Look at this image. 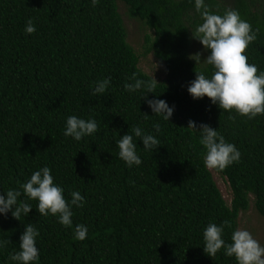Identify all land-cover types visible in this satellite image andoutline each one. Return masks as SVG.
I'll return each instance as SVG.
<instances>
[{
	"label": "trees",
	"instance_id": "1",
	"mask_svg": "<svg viewBox=\"0 0 264 264\" xmlns=\"http://www.w3.org/2000/svg\"><path fill=\"white\" fill-rule=\"evenodd\" d=\"M218 2L206 0L214 13L238 10L258 30L245 54L264 71V0H233L229 7ZM121 3L153 30L147 52L164 64L165 80L140 67ZM29 19L33 35L24 31ZM200 23L194 0H100L95 8L91 0H0V194L22 191L33 172L49 167L67 200L78 191L87 201L73 208V228H66L22 195L33 209L21 221L11 213L0 216V239L8 241L0 264H10L9 253L20 250L29 223L40 231L39 264H236L223 251L209 257L203 231L210 222L227 221L223 238L231 243L252 199L264 218V115L249 120L189 95L196 72L210 78L214 71L190 59ZM108 77L111 87L93 96L94 82ZM134 78L146 84L154 78L159 86L129 94L124 85ZM149 99L175 106L170 122L154 116ZM73 115L96 119L99 131L80 142L66 137V119ZM190 120L218 130L241 152L238 164L214 170L230 184L231 205L204 165L205 150L187 129ZM157 123L161 147L145 151L137 138L143 163L128 168L117 141L133 126L156 135ZM79 224L89 230L83 242L73 236Z\"/></svg>",
	"mask_w": 264,
	"mask_h": 264
},
{
	"label": "clouds",
	"instance_id": "2",
	"mask_svg": "<svg viewBox=\"0 0 264 264\" xmlns=\"http://www.w3.org/2000/svg\"><path fill=\"white\" fill-rule=\"evenodd\" d=\"M93 8L100 4V0H91ZM195 10L200 15L202 23L198 24L193 38L197 40L209 55L203 61L201 53L190 57L197 64H206L214 69L209 78L204 71L196 72L195 80L191 81L187 91L193 100L207 97L213 105H217L224 112H235L249 120L264 115V71H259L255 64L248 62L246 50L257 40L258 30L244 20L238 10L229 9L222 15L211 11L206 0H194ZM28 35L36 33L37 29L32 19L27 21L24 29ZM259 73V74H258ZM111 78H104L94 82L93 96H103L111 87ZM159 86L153 78L150 83L134 78V83H126L124 90L129 94L147 87L149 93ZM147 99V96L144 97ZM148 107L154 116L170 122L175 112V106H170L162 99L147 100ZM147 118V114H144ZM156 135L146 133L140 126H133L131 130L117 141L119 158L128 168L139 167L142 159L137 152V138L143 143V149L154 152L161 147L158 135L160 124L154 125ZM197 136L199 144L205 150L204 165L209 170L224 172L228 167L238 164L241 152L235 144L228 142L218 130L208 124L189 121L188 127ZM99 131L94 118L83 119L75 115L66 119L64 135L80 142L84 138L92 137ZM22 191L8 190L0 194V216L12 217L21 221L32 211V205L27 200L38 202V212L42 216H55L58 222L73 228V208L82 209L87 201L78 191L71 193V200L64 195V188L54 182L52 170L43 167L32 173L26 183L21 185ZM27 200H20L21 196ZM225 221L221 224L210 222L203 231V250L211 258L223 251L227 257L234 258L236 264H264V246L256 240L248 230L236 229L231 236V243H227L224 236ZM88 227L75 225L74 239L83 242L88 236ZM40 231L31 223L25 225V231L20 236V250L9 253L10 264H39L40 253L37 240ZM8 244L0 239V251Z\"/></svg>",
	"mask_w": 264,
	"mask_h": 264
},
{
	"label": "rangeland",
	"instance_id": "3",
	"mask_svg": "<svg viewBox=\"0 0 264 264\" xmlns=\"http://www.w3.org/2000/svg\"><path fill=\"white\" fill-rule=\"evenodd\" d=\"M222 6L229 7L233 0H218ZM120 12L124 18L125 25L128 30V41L133 48L140 55V67L144 72L153 76L157 81H163L166 79V69L164 64L158 61L154 53L147 52V37H154V32L143 22L133 19L128 15L127 9L124 4H120ZM192 50V55L201 53V56L205 58L207 51L203 46L196 42ZM214 178L224 195L226 201L231 205L233 199V193L227 179L220 174L212 170ZM239 229L248 230L252 233L253 237L264 246V218L258 214L254 205L253 199L251 201L250 209L247 212H242L239 219Z\"/></svg>",
	"mask_w": 264,
	"mask_h": 264
}]
</instances>
